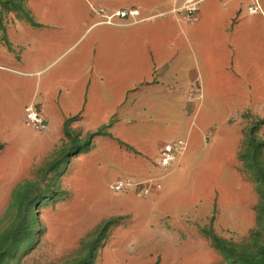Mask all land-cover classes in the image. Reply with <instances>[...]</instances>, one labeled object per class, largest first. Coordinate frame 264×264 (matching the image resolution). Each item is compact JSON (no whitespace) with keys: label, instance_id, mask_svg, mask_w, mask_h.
I'll list each match as a JSON object with an SVG mask.
<instances>
[{"label":"rangeland","instance_id":"374dc122","mask_svg":"<svg viewBox=\"0 0 264 264\" xmlns=\"http://www.w3.org/2000/svg\"><path fill=\"white\" fill-rule=\"evenodd\" d=\"M68 1L84 16L82 0H0L5 55H17L7 38L10 24L61 21ZM98 1L92 10L157 6L160 15L171 4ZM20 104L12 99L0 112V264H264V120L258 116L216 122L214 146L211 138L196 145V133L187 135L191 117L185 113L174 132L133 135L134 144L151 148L187 141L185 153L161 170L160 152L139 167L133 147L97 137L89 148L90 134L80 131L66 129L49 147L44 131H35L24 112L19 116ZM152 178L161 188L146 198L109 189L115 180ZM153 199L159 207L147 206Z\"/></svg>","mask_w":264,"mask_h":264},{"label":"crops","instance_id":"0c3cea01","mask_svg":"<svg viewBox=\"0 0 264 264\" xmlns=\"http://www.w3.org/2000/svg\"><path fill=\"white\" fill-rule=\"evenodd\" d=\"M92 2L100 3L82 0L84 16L68 1L61 21L10 24L17 57L0 46V112L12 99L20 100L21 118L26 105H36L48 123L47 146H56L66 129L102 132L89 148L97 137L110 138L113 146L136 149V165L148 167L168 142L151 148L130 138L174 132L182 113L191 117L184 128L196 133V145L206 137L216 144V122L245 113L264 120V0H204L188 23L147 6L143 21L114 24L104 23ZM152 205L159 200H148Z\"/></svg>","mask_w":264,"mask_h":264},{"label":"built area","instance_id":"2783aa9c","mask_svg":"<svg viewBox=\"0 0 264 264\" xmlns=\"http://www.w3.org/2000/svg\"><path fill=\"white\" fill-rule=\"evenodd\" d=\"M204 0H171L168 13L173 15L178 21L191 22L194 21L199 14L200 8ZM258 9L254 5L250 12L254 13ZM104 23L114 24V21H128L129 23H139L143 21L141 9L131 7L114 12L99 8L93 9ZM24 120L37 132H43L48 127L45 117L41 114L36 105L29 104L24 107ZM187 149V141L185 139H177L171 143L162 146L157 166L161 170H167L177 159L182 156ZM161 188L160 179L152 178L144 181H133L131 179H119L113 181L109 185V189L114 193H122L129 190H135L139 196L146 198L152 191Z\"/></svg>","mask_w":264,"mask_h":264},{"label":"trees","instance_id":"16d2710c","mask_svg":"<svg viewBox=\"0 0 264 264\" xmlns=\"http://www.w3.org/2000/svg\"><path fill=\"white\" fill-rule=\"evenodd\" d=\"M101 134H102V132L91 133L90 136H89V139H88V141H87V143H86L85 146H86V147H89L90 144H91L92 139L95 138L96 136L101 135Z\"/></svg>","mask_w":264,"mask_h":264}]
</instances>
